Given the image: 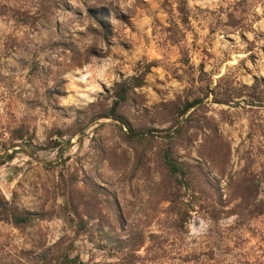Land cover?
<instances>
[{
	"label": "rangeland",
	"instance_id": "1",
	"mask_svg": "<svg viewBox=\"0 0 264 264\" xmlns=\"http://www.w3.org/2000/svg\"><path fill=\"white\" fill-rule=\"evenodd\" d=\"M57 1L0 0V161L6 153L14 157L0 164L2 193L10 199L18 188L23 207L51 211L63 203L59 173H77L81 208L83 196L101 187L115 198L122 220L108 212L104 195L86 210L110 219L117 235L144 237L139 264H264V214L231 211L245 176L257 181L256 195L264 200V104L210 99L198 112L190 140L176 154L201 163L209 182H195L199 194L180 214L168 211L165 200L170 177L160 139L136 149L115 120H100L73 138L55 136L52 144L48 137L54 127L68 129L78 110L111 105L116 84L139 64L153 63L146 84L121 109L134 125L168 127L164 103L223 76L236 86L258 79L264 96V0ZM16 11L37 16V23L23 24ZM21 125L35 134L36 146L6 152L10 131ZM93 137L102 141V155ZM35 147L42 148L28 155ZM190 193L182 189L184 203ZM63 228L57 217L37 227L49 241ZM21 241L17 229L0 221V243L14 249ZM76 253L85 264H128L86 235L77 238Z\"/></svg>",
	"mask_w": 264,
	"mask_h": 264
},
{
	"label": "trees",
	"instance_id": "2",
	"mask_svg": "<svg viewBox=\"0 0 264 264\" xmlns=\"http://www.w3.org/2000/svg\"><path fill=\"white\" fill-rule=\"evenodd\" d=\"M57 2L61 3L60 0ZM13 16L28 25H35L38 20L37 16L29 12L16 11ZM152 64H139L135 75L116 84L111 105L97 102L86 109L78 110L76 119L68 129L54 127L48 137L50 142L55 136L61 138L68 135L73 138L83 134L100 120H115L120 123V130L125 140L131 142L136 149H145L160 139V158L166 166L168 177H170V186L163 189L165 200L169 203L168 211L180 214L186 208H191L192 198L199 194L195 188V182L198 179L205 183L209 182V176L204 173L201 163L181 161L176 154L177 149L190 140L189 130L192 127L191 124L197 120L198 112L210 99L214 103L225 105L235 102L238 104L237 100L240 99L249 105L263 106L264 96L257 91L263 84L256 79L251 86H236L224 76L217 80L216 85H213L212 82L202 84L195 91L190 90L184 98L180 97L170 103L163 104L162 115L165 118L164 122L169 123V126L159 130L149 125H134L121 112V109L132 100L135 89L146 84V77ZM199 81H204L203 75L199 77ZM52 107L56 109V107ZM97 129L98 127H96ZM34 139L35 134L30 132L28 127L21 125L10 131L9 145L4 150H24L28 144L36 146L33 143ZM92 141L94 150L102 155L105 151L102 141L96 137H93ZM38 148L42 147H35V151L29 152L28 155L36 154ZM13 158V154L6 153L4 161H0V164ZM245 177L248 180L246 182L242 178L243 180L240 182L243 193L238 197L239 202L231 210L234 212L232 214L240 215L244 210H247L252 216L264 214V200H258L256 195L257 181L253 176ZM82 183L86 186L83 180ZM79 184L77 173L64 174L60 172L58 189L61 190L60 195L63 198V203L58 208L54 207L51 211H45L46 213L23 207L18 188L12 193L10 199L0 189V221L17 229L22 240L20 246L14 249H11L8 243H0V264H85L80 255L76 253V240L82 235L96 241L98 248L111 252L112 256L116 257L121 254V258H125L128 264L140 263L138 260L141 256L137 255V252L144 246L143 236L137 239L132 232L126 236L117 235L110 219H105L101 215H93L86 210V206L94 196L104 195L101 198L107 203L108 212L117 221L122 220L115 198L109 193L106 194L103 188L95 187L92 190V195L83 196L85 200L82 198L83 208H81L77 201L81 192ZM183 188L186 192H191L189 194L191 199L187 203H184V197L181 194ZM203 200L207 199L203 198ZM208 206L215 209L214 203H208ZM207 210L209 209L207 208ZM54 217L63 220L64 233L57 240L49 241L37 227L42 221ZM92 220L95 222L92 223Z\"/></svg>",
	"mask_w": 264,
	"mask_h": 264
}]
</instances>
